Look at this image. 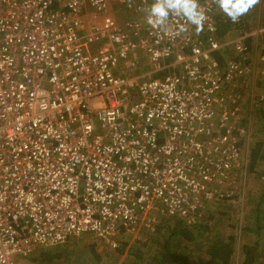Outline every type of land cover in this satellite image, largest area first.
I'll use <instances>...</instances> for the list:
<instances>
[{"label":"built area","instance_id":"built-area-1","mask_svg":"<svg viewBox=\"0 0 264 264\" xmlns=\"http://www.w3.org/2000/svg\"><path fill=\"white\" fill-rule=\"evenodd\" d=\"M120 1L137 18L115 23L111 0H0V264L239 201L247 129L223 92L264 26L217 39L215 0H198L201 32L174 14L165 32L146 23L154 0Z\"/></svg>","mask_w":264,"mask_h":264},{"label":"trees","instance_id":"trees-1","mask_svg":"<svg viewBox=\"0 0 264 264\" xmlns=\"http://www.w3.org/2000/svg\"><path fill=\"white\" fill-rule=\"evenodd\" d=\"M215 13L214 36L217 39L222 40L228 33L239 29L250 30L257 25L264 26V0H260L235 23L220 10L216 3ZM245 42L248 46L249 60L253 61V51L256 48L255 41L248 38ZM256 42L257 49L264 46V32ZM261 53L264 55V49L261 50ZM214 56L219 64H223L227 59V56L220 52H215ZM248 62L250 63V61ZM146 68L145 65L141 66L139 72L145 71ZM261 88L263 90L254 95L255 101L253 103L258 127L255 129L254 140L248 146L245 168L241 171L242 175L248 172L252 179L254 176L264 179V171L260 172L258 168L264 166V85ZM242 119V126L246 127L243 115ZM238 174L237 172L236 179L240 178ZM255 199L249 211L250 214L246 213L250 220V226L247 227V230L260 238L263 228L262 221L264 220L261 213V205L264 202V181L261 193ZM220 204L222 203L213 205ZM237 204L236 206L240 209L241 202L240 205L239 202ZM207 205L209 204L202 206L201 209L188 214L186 217L175 216L164 219L151 229L142 226L117 225L109 232L115 235L120 231L121 233L130 232V234L127 238L111 244L112 251L108 253L115 255V259L113 263L108 264H264L259 258V252H257V242L244 244L241 258L236 262L233 236L212 229L214 225L211 223V219L214 216L209 213L210 211H207ZM132 232L137 234L131 235ZM141 233L146 234H143L144 237H142ZM94 237L95 239L100 238V236ZM49 247L33 250L31 255L29 254L30 261L34 264H96V261L100 262L101 255L96 250L95 242L89 243L88 246H82V242L76 239ZM75 252H82L81 260L74 259ZM261 256L264 255L261 254Z\"/></svg>","mask_w":264,"mask_h":264},{"label":"rangeland","instance_id":"rangeland-1","mask_svg":"<svg viewBox=\"0 0 264 264\" xmlns=\"http://www.w3.org/2000/svg\"><path fill=\"white\" fill-rule=\"evenodd\" d=\"M114 10H118L119 12H121L118 6H116ZM230 52V50H224V52L222 53L229 57ZM256 55L257 54L255 53L252 57L254 58ZM252 60L253 61L250 60L251 64L254 63V59ZM263 60L264 58L262 59V61ZM261 64L263 65V62ZM256 71L257 68H251V71L246 74L245 78L232 83L230 86L231 88L226 87L223 92V96L225 97L227 93H234V91L237 92V90L239 91V106L241 113L245 119V123L247 125V140L245 141V144H247L248 146L250 142L254 140L255 129L258 127L256 123L257 121L255 119L256 114L254 112L253 103L255 101L254 95L260 93L263 90L261 86L264 85V65L263 72L260 71L261 74L258 75ZM90 104L93 109L97 108L99 105H101V99H94L90 102ZM258 168L260 169V172L264 171V166H259ZM254 177L252 179L250 174H248V172H245L244 175H242L239 179H235V182L239 183L238 187H240V194L236 198L239 199V205L241 202L240 209L236 206L238 204L233 206L227 203H222L220 205L209 204L206 206L208 208L207 211H210L209 213L213 214L214 216L211 219V223H213L214 225L212 226V229L214 231H223L225 234L233 236L237 259L236 262L238 261V259L241 258V251L244 244L251 242L258 243L257 252H259L260 260L264 262V256H261V254L264 255V220L262 221L263 228L261 230L262 236H260V238H258L257 235H255L253 232L247 230V227L250 226V220L246 213H249L253 206V201L257 200L255 198L260 195L262 190V183L264 181L263 177ZM261 208V213L264 216V202L262 203ZM218 211L219 213H217ZM129 234L130 232L121 233V231L119 233H116V235L112 232H107L104 236L95 239L94 236L96 235H93L90 232H85L81 235H78L77 237H70L67 241H75L76 239H79L82 242V246H88L89 243L95 242L97 247L96 250L101 255L100 262L96 261V264H108L113 263L115 259V255L108 253L112 251L111 244L115 243L117 240L119 241L124 238H127ZM132 234L136 235L137 233L132 232L131 235ZM143 234L146 233H141L142 237H144ZM36 249L39 248H35L34 250ZM30 255H27L25 257V261H30ZM73 256L74 259L81 260L83 254L82 252H75Z\"/></svg>","mask_w":264,"mask_h":264},{"label":"clouds","instance_id":"clouds-1","mask_svg":"<svg viewBox=\"0 0 264 264\" xmlns=\"http://www.w3.org/2000/svg\"><path fill=\"white\" fill-rule=\"evenodd\" d=\"M259 2L260 0H215L220 10L234 23ZM171 14L182 16L195 26L197 33L203 30L205 15L199 10L198 0H154L147 9L146 23L154 29L167 32V21Z\"/></svg>","mask_w":264,"mask_h":264},{"label":"crops","instance_id":"crops-1","mask_svg":"<svg viewBox=\"0 0 264 264\" xmlns=\"http://www.w3.org/2000/svg\"><path fill=\"white\" fill-rule=\"evenodd\" d=\"M116 6H118V8L121 12H119L118 10H114V8H116ZM111 8H112L113 15H114L112 17H113V20L115 19L114 20L115 23L117 22L118 24H120V23H123L125 20L137 18L133 12L125 10L122 7V2L120 0H115V1L111 0ZM236 32H237V30L234 32H230L226 36H224L223 38L232 37L233 35L236 34ZM100 45H101V43L94 42V43H92L90 48H92L93 50H96V48H99ZM262 49H264V46H260L258 48V51L256 52L257 55L253 58L254 63L251 65L252 66L251 68H255V69L257 68L256 72L258 75L261 74V72H263L264 60L262 61V59L264 58V55L261 53ZM259 51L263 56L258 57ZM254 54H255V52H254ZM262 62H263V65L261 64ZM250 71H251V69H250ZM230 86H231V84L227 85L228 88H231ZM237 92L239 93L238 90H237ZM237 92L234 91V93H237ZM238 103H239V101H238Z\"/></svg>","mask_w":264,"mask_h":264}]
</instances>
